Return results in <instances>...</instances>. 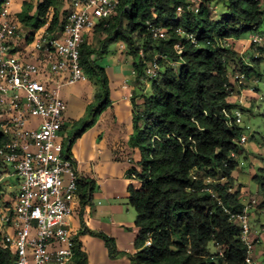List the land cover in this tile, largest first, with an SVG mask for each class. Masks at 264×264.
<instances>
[{
    "label": "trees",
    "instance_id": "trees-1",
    "mask_svg": "<svg viewBox=\"0 0 264 264\" xmlns=\"http://www.w3.org/2000/svg\"><path fill=\"white\" fill-rule=\"evenodd\" d=\"M55 1L38 4L32 15L33 6L27 0L15 21L28 29L49 22V30H57L68 14L62 20L57 15L50 18ZM120 1V9L93 30L101 38L99 47L82 46L83 71L89 79H100L101 92L86 116L74 124L67 151L72 157V145L111 107L109 79L95 57L105 55L109 44H122L134 59L135 79L140 85L131 98L134 131L129 140L131 148L142 152L137 168L131 170L141 188H129L130 204L137 215L134 252L119 251L115 240L104 233L92 235L105 242L111 257L128 255L131 264H246L247 247L239 225L226 212L244 209L241 185L234 176L245 153L237 143L242 124L235 122V105L229 99L234 75L244 74L247 81L256 79V83L264 79L258 70L263 61L253 57L255 67L248 65L226 42L262 33L263 1ZM5 2L0 0V12ZM216 5L222 7L217 18L213 15ZM148 22L163 29L167 38L155 40ZM189 35L195 40L188 39ZM176 45L181 46L180 53ZM154 60L160 71L150 80L145 68ZM262 128H251L255 129L253 141H264ZM251 180L263 190L264 206V167H257ZM94 184L91 179H79L83 204L90 201ZM75 243L71 264L85 263L81 243ZM210 246L217 252L211 254ZM0 264H15V251L5 243L2 231Z\"/></svg>",
    "mask_w": 264,
    "mask_h": 264
},
{
    "label": "built area",
    "instance_id": "built-area-1",
    "mask_svg": "<svg viewBox=\"0 0 264 264\" xmlns=\"http://www.w3.org/2000/svg\"><path fill=\"white\" fill-rule=\"evenodd\" d=\"M12 2L6 0L0 12V186L13 175L18 192L1 212L0 231L15 251V264H71L76 238L68 219L79 193V178L68 155L69 141L63 135L65 102L61 91L87 79L81 65L85 34L109 20L120 9L121 1L70 0L71 11L62 27L50 31L46 25L33 35L12 19ZM192 9L198 11L196 6ZM147 25L155 40L167 38L163 29L150 22ZM188 39L195 40L192 35ZM263 41L260 35L250 37L252 45ZM175 48L180 53L181 46ZM159 71L157 60L146 64L148 79L156 78ZM234 80L243 82L246 77L236 74ZM234 118L242 124L240 111ZM238 143L246 145L248 138L241 136ZM258 204L252 199L243 203L239 213L226 211L239 225L247 247L246 264H260L253 237L259 231L251 224Z\"/></svg>",
    "mask_w": 264,
    "mask_h": 264
},
{
    "label": "crops",
    "instance_id": "crops-1",
    "mask_svg": "<svg viewBox=\"0 0 264 264\" xmlns=\"http://www.w3.org/2000/svg\"><path fill=\"white\" fill-rule=\"evenodd\" d=\"M25 1L27 0H13L10 10L13 20H17L18 15L23 12ZM29 1L33 6L30 14L34 15L35 7L45 0ZM70 11V0H57L50 12V18L57 15L62 20ZM20 24L26 32L33 30ZM46 25H49V22L39 29H34V32L30 34L38 33ZM100 40V36L93 30L85 34V43L95 48L99 47ZM120 50L122 51L121 62L124 64L120 91L111 94V107L101 114L95 125L78 138L71 147V156L76 165L78 178L80 180L91 179L95 184L89 202L83 204L81 199L83 190L77 194L73 204V213L68 219V226L76 240L81 243V250L96 254L105 252L104 243L92 233H104L110 236L117 242L122 252L132 254L134 251L132 242H121L119 237L123 238L126 235V226L132 224L125 222L126 217L131 216V213L123 206L130 197L129 188L133 187L136 190L141 188V181L131 174L132 168H137L135 148L129 145L133 134L134 109L132 100L125 99L137 92L138 85L134 76V59L128 56L121 46ZM123 85H126V89H123ZM98 94H100L98 86L88 77L74 86L62 88L61 97L65 102L63 135L66 140L69 141L74 124L82 119L88 106L96 100ZM248 151L251 154L255 148L252 147ZM242 166L240 165L241 168L239 167L234 173L238 182L248 181L247 175L241 173ZM11 178L16 177L9 175L0 186V225L2 210L13 203L18 192L17 179L15 186L8 185L7 182ZM241 185L246 188V184ZM243 190L244 188L241 193ZM263 238L264 236L261 235V242H264ZM259 257L261 253L256 254L258 260ZM109 264H131V262L128 257H125Z\"/></svg>",
    "mask_w": 264,
    "mask_h": 264
},
{
    "label": "rangeland",
    "instance_id": "rangeland-1",
    "mask_svg": "<svg viewBox=\"0 0 264 264\" xmlns=\"http://www.w3.org/2000/svg\"><path fill=\"white\" fill-rule=\"evenodd\" d=\"M263 1V10H264V0ZM222 11L221 5H216L213 10V15L215 18L218 17L220 12ZM34 32L33 30H28V33ZM253 35H260L264 39V26L262 33L259 34H253ZM252 35L242 37L239 39H231L227 41L226 45L229 47H233L239 55L244 59V61L253 67H255V63L253 62V59H262L261 65L258 67L259 72H261L264 75V41L260 45H252L250 42V37ZM122 44L120 43H112L109 44L107 47V53L103 56H97L96 59H98V63L100 66H102L107 74V77L109 79V92L110 96L111 94H114L115 92L120 91V85L122 83V77L124 76V64L121 62L122 58V51L120 50V46ZM124 51L125 48H124ZM141 57L142 56L141 53ZM254 57V58H253ZM253 58V59H252ZM158 59V57H157ZM176 65V64H175ZM100 79L99 78H93L91 79V82L95 83L98 86L99 93L101 92L100 88ZM258 80L252 79L251 81H243V82H233L232 85V96L229 99V102L233 105H235L234 113L237 111H240L242 114V125H241V136H245L248 138V143L246 145H240L241 148L245 150V153L241 155L240 163L243 164L241 173L247 175L248 181H241L238 182L239 185L246 184V188L241 185L240 190L244 188L243 193H241V199L244 204H247L252 199H257L259 201V204L253 209V219L251 221V224L253 226L254 230L259 231V236L254 237V243L256 249V254L262 253L264 249V242H261L260 236H264V230L262 229V226H264V206L261 204L263 199V190H258L256 185L251 180L252 176L257 172V167H264V154L261 153L264 152V141L263 140H256L253 141L251 139V136L253 135V129L252 127H255L256 129H259V131H263L264 127V79L260 81V83H256ZM146 87H149L148 84L144 83ZM257 84V88H254V85ZM140 86V85H139ZM138 86V87H139ZM111 100V97H110ZM95 102V101H94ZM89 107V106H88ZM88 111V108H87ZM87 111L85 115L82 117V119L86 116ZM65 117V114H64ZM250 127V129H247V127ZM134 131V130H133ZM239 142V139L237 140V143ZM252 147L255 148V151L253 153H249L248 149H251ZM135 161L139 162L142 158V152L140 148H135ZM137 165V163H136ZM240 167V166H239ZM241 168V167H240ZM238 173V171L236 172ZM17 178H11L8 180V185L13 187L16 185ZM236 191V189H235ZM126 201V199H124ZM124 208L128 209L131 213V216H127L125 219V222L132 223L131 225L126 226V235L121 238V242L124 241L126 243L132 242L133 244L136 241L137 238V229L134 226V222L136 220V212L135 209L131 206L130 200L127 199ZM262 229V230H261ZM12 232V231H11ZM98 238V237H96ZM100 239V238H98ZM104 244V250L105 252H100L98 254L93 252H85L81 250L84 254L87 256V261L82 264H109V263H115L120 261L121 259L128 257V255L124 256H118V257H111L109 254V249L106 246L105 242L100 239ZM116 242V241H115ZM116 242V246H117ZM118 250L119 247L117 246ZM122 252V251H121ZM134 252V251H133ZM132 252V253H133ZM209 252L211 254H214L217 252V249L213 246H210ZM120 259V260H119ZM130 260V259H129ZM259 263L264 264V256L259 257Z\"/></svg>",
    "mask_w": 264,
    "mask_h": 264
}]
</instances>
